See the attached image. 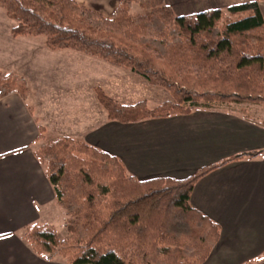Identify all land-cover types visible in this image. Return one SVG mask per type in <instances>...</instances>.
Returning a JSON list of instances; mask_svg holds the SVG:
<instances>
[{"label": "trees", "instance_id": "16d2710c", "mask_svg": "<svg viewBox=\"0 0 264 264\" xmlns=\"http://www.w3.org/2000/svg\"><path fill=\"white\" fill-rule=\"evenodd\" d=\"M247 0L177 15L165 0H119L108 16L75 0H0L13 37H44L51 51L71 50L122 68L163 91L161 102L113 100L99 85L107 119L137 123L217 105L264 108V14ZM17 94L28 109L26 80L0 71V99ZM38 126V139L44 137ZM264 150L233 155L182 179L139 180L115 155L58 136L34 150L64 211V234L32 224V251L68 264H202L221 228L190 203L195 183L213 169Z\"/></svg>", "mask_w": 264, "mask_h": 264}, {"label": "crops", "instance_id": "0c3cea01", "mask_svg": "<svg viewBox=\"0 0 264 264\" xmlns=\"http://www.w3.org/2000/svg\"><path fill=\"white\" fill-rule=\"evenodd\" d=\"M77 1L108 16L119 0ZM165 1L183 15L247 0H207L208 5L198 0ZM259 6L264 14V0ZM40 45L45 47L43 40ZM17 74L30 85L27 76ZM99 113L98 120L84 129L82 140L117 156L139 180L182 179L233 155L264 150V118H252L240 108H198L137 123L110 121L105 112ZM39 125L33 109L17 94L0 99V264H68L36 254L24 239L28 226L52 227L48 216L59 213L53 189L34 155L41 143ZM190 203L221 228L202 264H264V152L227 162L202 176Z\"/></svg>", "mask_w": 264, "mask_h": 264}, {"label": "rangeland", "instance_id": "374dc122", "mask_svg": "<svg viewBox=\"0 0 264 264\" xmlns=\"http://www.w3.org/2000/svg\"><path fill=\"white\" fill-rule=\"evenodd\" d=\"M75 1L88 7L84 2ZM198 1L205 5L210 2ZM14 24L0 8V71H14L19 74L21 72L30 80L32 102L30 97L28 103L33 105L30 104L33 113L45 131L41 143L36 148L58 136L82 140L84 129L98 120L100 111L104 112L96 97L94 85L103 87L106 93L119 103L133 104L146 100L149 107H152L161 102L163 91L133 76L129 71L100 62L88 55L79 57L71 50L51 53L40 45L42 40L44 41L43 36L36 37L38 39L33 41L31 38L13 37L11 28ZM27 85L30 86L28 83ZM217 106L240 108L247 110V114L252 118H264V108L260 105ZM56 208L59 213L54 211L50 214L47 223L53 224L52 227L63 235L65 213L60 207ZM261 229L264 235V226Z\"/></svg>", "mask_w": 264, "mask_h": 264}]
</instances>
